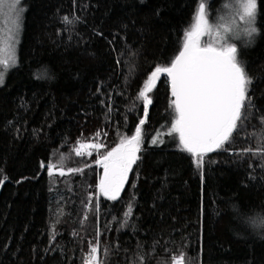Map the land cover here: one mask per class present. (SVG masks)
<instances>
[{"label": "trees", "instance_id": "trees-1", "mask_svg": "<svg viewBox=\"0 0 264 264\" xmlns=\"http://www.w3.org/2000/svg\"><path fill=\"white\" fill-rule=\"evenodd\" d=\"M199 1L22 0L16 64L0 83V264H85L97 245L103 264H172L181 253L187 264H264V225L250 222L264 216V154L243 152L264 143V0L257 33L237 46L251 104L203 169L170 134L168 79L148 94L146 117L138 95L181 50ZM224 1L206 0L208 14ZM141 119L123 190L99 196L96 154L76 156L78 141L103 153ZM61 157L65 174L50 175Z\"/></svg>", "mask_w": 264, "mask_h": 264}, {"label": "snow or ice", "instance_id": "snow-or-ice-1", "mask_svg": "<svg viewBox=\"0 0 264 264\" xmlns=\"http://www.w3.org/2000/svg\"><path fill=\"white\" fill-rule=\"evenodd\" d=\"M20 0H0V14H7L13 25L18 29L23 9L19 7ZM233 10L245 27L243 32L249 38L257 33L254 26L257 15V0H231L228 5ZM68 21V17L64 18ZM223 33L239 34V28L235 19L227 26L220 25ZM211 32V26L207 18L206 0H200L193 16L190 30L184 33L183 47L171 60L168 67H155L147 77L138 95L143 100L145 117L148 105L151 104L149 93L155 86V82L162 73H166L171 83V107L174 110V119L171 122V133L179 136L181 150L190 153L194 163L203 169L206 154L212 153L224 147L230 142L235 132L240 128V122L251 104L249 95L253 83L248 75L246 67L238 60V47L235 43H229L228 38L217 31V39L213 43L202 45L201 38ZM11 40L12 37H9ZM8 53L7 58H0V65L6 70L16 64L14 45L0 47V56ZM4 71H0V83L4 80ZM264 121V117H261ZM145 119H141L135 129V134L122 137L120 142L106 154L95 161L103 167V176L98 184V191L109 199L119 196L128 173L133 164L137 162L138 152L141 150L142 125ZM100 133H97L99 137ZM261 140L264 141V135ZM159 137L153 139L157 143ZM75 148L76 156L91 155L86 149L99 150L104 147L101 143H80ZM245 153L264 154V143L256 149H244ZM64 157L61 164H48L49 174L53 169L59 168L60 175H64ZM42 167L45 165L42 163ZM89 165H86L88 167ZM69 173L79 172L82 169L67 170ZM7 177L0 179L2 185ZM98 207V205H97ZM235 207V206H233ZM130 214V213H129ZM250 222L254 227L264 225V216L251 217ZM105 250V254H106ZM97 246H91L86 258V264H103L99 258ZM142 259V258H141ZM172 264H187L186 256L181 253L172 258Z\"/></svg>", "mask_w": 264, "mask_h": 264}, {"label": "rangeland", "instance_id": "rangeland-1", "mask_svg": "<svg viewBox=\"0 0 264 264\" xmlns=\"http://www.w3.org/2000/svg\"><path fill=\"white\" fill-rule=\"evenodd\" d=\"M199 2H198V4H199ZM230 2H231V0H225L222 3L221 7L217 10L216 13H214L213 16H210L208 14V12H207V18H208L209 24L211 26V32L210 33H206L201 38L202 45H207L208 43H213L217 39V37H216L217 31H220V32L223 33V29L220 27V25L227 26L229 24V22L231 20H233V19L236 20L237 26H238L240 31H239L238 35L237 34H233V33H223L226 36V38H228V42L229 43H235L237 46L245 45L249 41H251L252 38L254 37L255 34H253V36L251 38H249L247 35L244 34L243 28L245 27V25L242 22L239 21L238 17L234 16L233 10L230 7H228ZM198 4L196 6V9L198 7ZM19 7L24 10V6L22 4V0H20ZM196 9H195V11H196ZM194 14H195V12H194ZM22 19H23V12L21 13V17H20V25L21 26L17 29L13 25L12 19L7 14H0V47L7 48V47H9L10 44L14 45L15 57L17 56V49H18V44H19L20 35H21ZM192 23H193V19H192V22L190 23V25L188 26L187 30H190ZM254 26H255V24H254ZM9 37H12V39L10 40ZM183 40H184V36H183V39H182L181 48L183 47ZM7 55H8V53H5L3 56H0V58H7ZM11 66L12 65L10 64V67ZM7 69L5 70L3 68V66L0 65V71H4V73H6ZM4 76H5V74H4ZM172 99H173V97L171 95L170 102H171ZM176 138L178 139L177 140V147H179L181 149V147L179 145V136L177 135ZM164 140H165V138H163V141ZM80 143H96V142L88 141V142H80ZM77 147H79V144H77L76 148ZM110 150H108V151H110ZM87 151H91V153L94 151L95 154H96V160L99 159L102 155L106 154V152H107V151H105V152L102 153L100 151V149L99 150L86 149L85 152H87ZM85 155H87V154H85ZM96 174H97V181H96L97 194L99 196L107 197V196L103 195L102 193H99V191H98V184L100 182V178L103 176V167L100 166V165H97V164H96ZM128 175H129V173H128ZM125 183H126V181H125ZM125 183H124V185H125ZM122 190H123V188L121 189V191ZM121 191H120V193H121ZM86 254H88V253H86Z\"/></svg>", "mask_w": 264, "mask_h": 264}, {"label": "water", "instance_id": "water-1", "mask_svg": "<svg viewBox=\"0 0 264 264\" xmlns=\"http://www.w3.org/2000/svg\"><path fill=\"white\" fill-rule=\"evenodd\" d=\"M160 76H164V77H166V78L168 79L169 84H170V87H171L170 78L167 76V74H166V73H162V74H160ZM160 76H159V77H160ZM57 171H58L57 168H56V169H53V172H54V173H57Z\"/></svg>", "mask_w": 264, "mask_h": 264}, {"label": "built area", "instance_id": "built-area-1", "mask_svg": "<svg viewBox=\"0 0 264 264\" xmlns=\"http://www.w3.org/2000/svg\"><path fill=\"white\" fill-rule=\"evenodd\" d=\"M89 254V253H88ZM88 254H86L85 256H84V258H83V262L86 264V258H87V256H88Z\"/></svg>", "mask_w": 264, "mask_h": 264}]
</instances>
